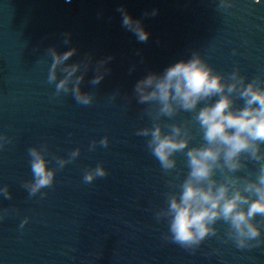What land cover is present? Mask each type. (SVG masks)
Here are the masks:
<instances>
[{
  "label": "water",
  "instance_id": "1",
  "mask_svg": "<svg viewBox=\"0 0 264 264\" xmlns=\"http://www.w3.org/2000/svg\"><path fill=\"white\" fill-rule=\"evenodd\" d=\"M227 2L231 7H220V0H0V135L10 139L0 148V188L7 185L11 193V199L0 193V264H264V243L237 248L222 219L213 225L216 235L195 251L166 238L168 219L158 221L155 214L167 207V193L180 191L168 182H183L187 157L175 153L176 167L165 172L147 147L150 137L136 135L153 126L157 106L137 102L135 83L188 60L193 51L225 78L238 68L246 83L264 79V0ZM120 6L142 22L147 42L122 27ZM49 46L60 53L75 47L69 64L91 54L81 83L93 94L90 105L78 104L71 93L53 95ZM108 56L111 71L90 84L95 62ZM234 99V107L244 106ZM193 117L180 110L158 122L165 133L166 125L187 122L189 147L200 146L206 142ZM104 136L106 148L97 143L89 149ZM44 145L47 167L56 169L54 182L41 189L45 196H29L23 187L33 180L28 149ZM76 148L80 155L57 169L55 157L67 159ZM244 163L233 175L255 180L258 162ZM97 164L108 174L85 183V171ZM213 178L223 176L217 170ZM258 226L264 241V223Z\"/></svg>",
  "mask_w": 264,
  "mask_h": 264
},
{
  "label": "clouds",
  "instance_id": "2",
  "mask_svg": "<svg viewBox=\"0 0 264 264\" xmlns=\"http://www.w3.org/2000/svg\"><path fill=\"white\" fill-rule=\"evenodd\" d=\"M220 7L229 8L231 4L220 0ZM117 11L122 15V27L132 32L139 42H147L149 33L142 22L134 19L123 6ZM157 11L154 9L151 15H156ZM64 43H70V34H65ZM76 52L75 47L63 53L53 46L45 49L51 57L47 83L55 85L54 96L71 93L78 104L87 106L93 102V94L82 91L81 83L92 56L85 54L82 61L66 63ZM112 58L108 56L95 62V75L90 84L98 85L111 71L107 64ZM58 73L61 74L59 79ZM245 81L238 68L225 78L214 71L198 51H193L188 60L177 61L162 73L149 72L134 85L133 94L139 104L155 103L157 106L152 116L153 126L138 128L136 135L150 137L147 147L165 172L176 167L175 153L183 152L187 157L189 171L183 182L178 186L168 182L170 187H179L180 191L167 193V207L155 214L158 221L168 219L170 237L166 238L182 248L195 251L206 237L216 235L217 229L213 225L221 219L229 224L226 237L237 248L258 247L264 243L259 239L258 226L264 223V151H261V145H264V79L257 76ZM214 97L215 101L210 102ZM234 97L242 99L244 106L234 107ZM201 102H204L203 106L197 111ZM180 110L194 113L193 118L199 123L206 143L189 147L193 137L187 122L166 125L170 129L167 133L162 130L159 118L173 117ZM7 143L10 139L0 135V148ZM97 143L106 148L108 137L104 136L98 142L93 140L89 149L93 150ZM46 151V145L28 149L33 180L23 182V187L29 196L39 192L43 197L46 193L41 189L53 185L56 169L47 167ZM79 155L80 149L76 148L67 159L55 157L57 169H62ZM244 158L258 162L255 180L233 175L246 167ZM217 170L223 176L221 181L213 178ZM107 174L105 168L97 164L94 169L85 171L83 180L91 183L96 177ZM0 193L11 199L7 185L0 188ZM257 216L262 219L254 223ZM25 223L27 218L21 221L20 227L23 228Z\"/></svg>",
  "mask_w": 264,
  "mask_h": 264
}]
</instances>
